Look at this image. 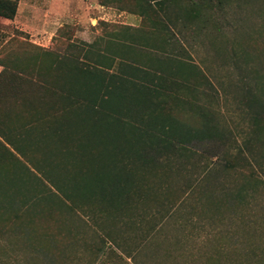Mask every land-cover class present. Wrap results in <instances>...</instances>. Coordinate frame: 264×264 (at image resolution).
Returning a JSON list of instances; mask_svg holds the SVG:
<instances>
[{
  "label": "rangeland",
  "instance_id": "rangeland-1",
  "mask_svg": "<svg viewBox=\"0 0 264 264\" xmlns=\"http://www.w3.org/2000/svg\"><path fill=\"white\" fill-rule=\"evenodd\" d=\"M17 1L15 17L0 19V61L21 66L35 47L72 54L80 42L96 41L98 52L111 41L147 42L129 62L152 71L161 58L201 72H165L160 112L184 129L209 122L216 131L160 155L149 151V163L133 165L130 199L107 204L57 192L35 166L69 180L77 160L64 157L55 138H41L44 125L14 123L0 105L31 171L0 167V264H264V0H210L196 15V0H168L131 30L132 0ZM70 130L74 152L88 130L73 120Z\"/></svg>",
  "mask_w": 264,
  "mask_h": 264
},
{
  "label": "trees",
  "instance_id": "trees-1",
  "mask_svg": "<svg viewBox=\"0 0 264 264\" xmlns=\"http://www.w3.org/2000/svg\"><path fill=\"white\" fill-rule=\"evenodd\" d=\"M132 1L134 10L127 12L140 17L143 23L148 10L159 11L168 0ZM210 4V0H196L191 6L194 15L209 9ZM100 5L105 4L100 2ZM17 7V0H0V17L12 20ZM96 43L73 44L75 53L72 54L35 47L21 66V61H0V105L10 107L8 115L14 123L30 124H23L26 128L44 125L45 133L41 138H55L63 146L64 157H75L76 169L69 180H53L41 166H35L64 198H91L121 205L130 199L135 187L133 165L149 163L154 158L148 156L149 151L160 155L178 144L212 139L203 137H208L216 128L204 122L199 130L184 129L176 119L160 112L164 100L157 98L164 95L163 74L175 69L198 77L201 72L196 66L179 62L172 68L170 63L164 64V59L157 58L156 64L151 66L154 70L148 71L146 66L138 67L129 62L127 57L137 46H148L147 42L140 46L132 41L113 45L111 41L110 48L102 52L95 50ZM4 119L0 112V167L11 163L31 172L20 160L19 156L25 157V154L16 144L15 138H20L17 130ZM71 120L88 130L82 137L85 139L74 146V152L68 149V141L73 138ZM28 134L25 133L24 138ZM89 158L93 168L84 172L82 164ZM15 181L9 180V186L16 185ZM66 183L72 185L70 193ZM251 261L260 264L257 259Z\"/></svg>",
  "mask_w": 264,
  "mask_h": 264
},
{
  "label": "crops",
  "instance_id": "crops-1",
  "mask_svg": "<svg viewBox=\"0 0 264 264\" xmlns=\"http://www.w3.org/2000/svg\"><path fill=\"white\" fill-rule=\"evenodd\" d=\"M165 7V6H164ZM0 19H2L3 21H8L7 19H3L0 17ZM127 22H126V25L127 27L129 28H133V29H139L140 28V17L138 16H133V15H128L127 17ZM2 70V67L0 66V71Z\"/></svg>",
  "mask_w": 264,
  "mask_h": 264
}]
</instances>
